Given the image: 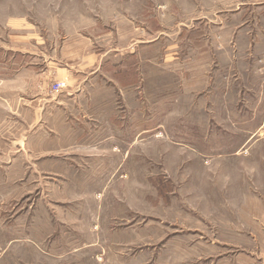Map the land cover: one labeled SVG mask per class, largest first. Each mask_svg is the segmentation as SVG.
<instances>
[{
  "label": "rangeland",
  "instance_id": "1",
  "mask_svg": "<svg viewBox=\"0 0 264 264\" xmlns=\"http://www.w3.org/2000/svg\"><path fill=\"white\" fill-rule=\"evenodd\" d=\"M68 31L85 55L143 50L148 73L154 61L210 69L216 87L227 83V106L218 87L204 91L172 118H147L144 134L125 118L114 138L30 150L29 168L37 69L49 56L80 61L61 58ZM0 49L32 53L36 65L2 87L33 84L19 88L16 112L0 98V264H264V0H0ZM56 82L66 84L44 92L58 93ZM46 157L74 160L72 174Z\"/></svg>",
  "mask_w": 264,
  "mask_h": 264
},
{
  "label": "crops",
  "instance_id": "2",
  "mask_svg": "<svg viewBox=\"0 0 264 264\" xmlns=\"http://www.w3.org/2000/svg\"><path fill=\"white\" fill-rule=\"evenodd\" d=\"M80 27V26H79ZM76 31V29H74ZM72 31V32H75ZM62 40L69 43L70 47L64 49L62 59L80 60L75 66L59 65L56 57H47L45 68H38V72L43 74V82L39 83L38 93L33 95L32 108L28 110L30 113L26 121V151L27 166L36 167L37 161L31 159L30 150H44V152L65 150L69 144L68 138L73 140L74 144H78L82 139L92 138L97 141L98 134H106L114 138L119 133L120 121L125 118L131 119L134 127L138 126L135 133H145L147 130V118H157L160 113L163 115H173L178 113L179 108H192L195 105L194 97L202 96L204 99V91L222 90L219 100L222 104H226L227 83H219L216 87L214 82V74L210 69H192L180 70L174 67V62H165L166 66L159 61H154V70L148 73L143 67V63L147 59L140 49L131 50L122 53L120 50H113L115 56H108L110 51H101L99 53H87L88 48L79 34L78 36L67 32L62 34ZM81 45L77 48L75 45ZM152 40L146 42L145 45H151ZM141 44L138 45V47ZM34 54H24L21 51L12 52L11 50L0 49V73L9 70L10 77L3 79L0 76V98L7 101L9 99L12 104V110L16 112L19 100L23 94L20 89L35 91L34 86L29 80L27 85L18 87V89H6V93L2 92L4 83L16 84V81H26L34 76L33 70L36 65L32 64ZM121 56V57H120ZM128 56V58L124 57ZM126 59L123 62H114L120 58ZM30 59V60H29ZM112 59V61H111ZM35 66V67H34ZM31 69V70H30ZM45 69V70H43ZM1 75V74H0ZM16 78V79H14ZM48 79V80H45ZM52 80V81H51ZM56 80L66 82V87L56 94H48V83ZM173 81L170 88L164 84ZM30 83V84H29ZM42 84V85H41ZM36 86V85H35ZM41 91V92H39ZM9 94V97H4ZM221 97V99H220ZM6 98V99H5ZM29 106V107H31ZM227 106V104H226ZM186 109V110H187ZM191 118H200L199 115L193 113ZM157 116V117H156ZM186 116V114H185ZM175 118H181L175 116ZM201 118H210V113L205 114ZM105 129V130H103ZM33 136V140L29 136ZM42 138V143L49 146L41 147L35 144V141ZM87 141V140H86ZM51 143H53L51 145ZM66 144V145H63ZM82 146H98V143L85 142ZM109 147V146H108ZM110 150L114 151V145H110ZM52 163H59L65 169L70 170L71 174L74 160H62L57 158H48ZM97 159L96 156L89 157L87 161ZM80 160L75 162L80 166ZM46 162V160H44ZM78 165H76L78 167ZM31 170V175L35 174ZM50 174L54 173L48 170ZM78 175V173H77Z\"/></svg>",
  "mask_w": 264,
  "mask_h": 264
},
{
  "label": "built area",
  "instance_id": "3",
  "mask_svg": "<svg viewBox=\"0 0 264 264\" xmlns=\"http://www.w3.org/2000/svg\"><path fill=\"white\" fill-rule=\"evenodd\" d=\"M65 87H66V84L63 83V82H56L55 85H54V88L58 89V90H61V89L65 88Z\"/></svg>",
  "mask_w": 264,
  "mask_h": 264
}]
</instances>
